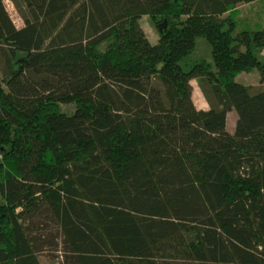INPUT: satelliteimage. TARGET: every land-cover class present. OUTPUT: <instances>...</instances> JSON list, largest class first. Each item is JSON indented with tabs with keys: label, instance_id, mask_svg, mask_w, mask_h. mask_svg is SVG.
<instances>
[{
	"label": "trees",
	"instance_id": "trees-1",
	"mask_svg": "<svg viewBox=\"0 0 264 264\" xmlns=\"http://www.w3.org/2000/svg\"><path fill=\"white\" fill-rule=\"evenodd\" d=\"M252 1L13 0L17 27L0 0V264H41L44 211L73 264H264V25L234 19ZM198 36L211 61L185 60Z\"/></svg>",
	"mask_w": 264,
	"mask_h": 264
},
{
	"label": "rangeland",
	"instance_id": "rangeland-1",
	"mask_svg": "<svg viewBox=\"0 0 264 264\" xmlns=\"http://www.w3.org/2000/svg\"><path fill=\"white\" fill-rule=\"evenodd\" d=\"M5 7L17 27L23 25V19L19 10L14 4L13 0H4ZM238 12L235 16L236 31L241 29H259L264 25V0H254L249 3H239L237 5ZM140 25L144 30L148 39L155 43L158 39L157 30L154 27L148 14H142L139 18ZM260 57L264 60V49L260 52ZM206 59L211 61V45L203 37H196L194 48L186 54V61H194ZM1 74V71H0ZM236 80L241 83L250 85L253 90L261 86L259 82V73L257 69L250 71H243L236 76ZM192 84V99L195 105L199 100H205L198 80L193 79ZM73 105L70 103H59V110L70 112ZM237 118L236 111L233 109L227 114L226 129L230 132L233 131L235 120ZM36 222L35 233L40 235V242L37 250V257L41 264H73L63 244V236L61 231L53 218L48 212L44 211L37 215L34 219Z\"/></svg>",
	"mask_w": 264,
	"mask_h": 264
},
{
	"label": "crops",
	"instance_id": "crops-1",
	"mask_svg": "<svg viewBox=\"0 0 264 264\" xmlns=\"http://www.w3.org/2000/svg\"><path fill=\"white\" fill-rule=\"evenodd\" d=\"M196 107L197 108H201V109H207L208 108V103H207L206 100H199L198 104L196 105ZM229 112H228V114H229Z\"/></svg>",
	"mask_w": 264,
	"mask_h": 264
},
{
	"label": "water",
	"instance_id": "water-1",
	"mask_svg": "<svg viewBox=\"0 0 264 264\" xmlns=\"http://www.w3.org/2000/svg\"><path fill=\"white\" fill-rule=\"evenodd\" d=\"M164 23H165V21H164Z\"/></svg>",
	"mask_w": 264,
	"mask_h": 264
}]
</instances>
